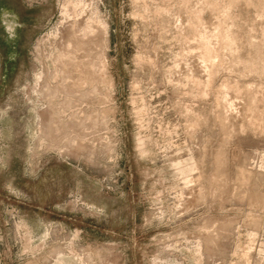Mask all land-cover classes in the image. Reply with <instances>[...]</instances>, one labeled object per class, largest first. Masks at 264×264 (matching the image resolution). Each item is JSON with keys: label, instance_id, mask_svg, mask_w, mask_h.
Wrapping results in <instances>:
<instances>
[{"label": "rangeland", "instance_id": "rangeland-1", "mask_svg": "<svg viewBox=\"0 0 264 264\" xmlns=\"http://www.w3.org/2000/svg\"><path fill=\"white\" fill-rule=\"evenodd\" d=\"M3 1L0 264H264V0Z\"/></svg>", "mask_w": 264, "mask_h": 264}, {"label": "crops", "instance_id": "crops-1", "mask_svg": "<svg viewBox=\"0 0 264 264\" xmlns=\"http://www.w3.org/2000/svg\"><path fill=\"white\" fill-rule=\"evenodd\" d=\"M0 11H1V19L4 20V18H7L6 20V26L9 30V38L10 41V47L13 48V50H10L8 52L7 58H10L14 55V46L19 40L20 35V28L24 26V17L22 15L21 9L14 5L13 7L10 6L9 2L3 1L0 3ZM8 26L10 28H8Z\"/></svg>", "mask_w": 264, "mask_h": 264}]
</instances>
